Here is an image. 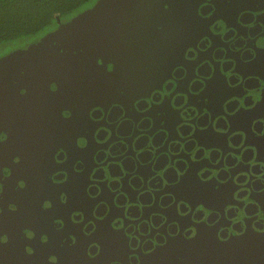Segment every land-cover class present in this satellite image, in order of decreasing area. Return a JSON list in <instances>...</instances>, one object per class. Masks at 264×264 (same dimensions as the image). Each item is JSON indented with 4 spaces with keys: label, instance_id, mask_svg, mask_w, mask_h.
Returning a JSON list of instances; mask_svg holds the SVG:
<instances>
[{
    "label": "water",
    "instance_id": "water-1",
    "mask_svg": "<svg viewBox=\"0 0 264 264\" xmlns=\"http://www.w3.org/2000/svg\"><path fill=\"white\" fill-rule=\"evenodd\" d=\"M213 1L97 0L0 57V97L5 77L37 74L34 83L48 88L56 79H45L64 70L96 90L110 86L121 112L110 110L96 133L93 214L112 217L110 226L130 221L131 235L145 233L141 225L154 229L149 240L161 250L149 264L158 257L167 264H264V0H225L223 26L207 27L212 38L178 62L165 56L170 35L183 32L190 16H206L202 8L210 11ZM164 57L169 73L150 85ZM154 89L157 97L148 94ZM141 95L146 104L137 103L134 114L119 99Z\"/></svg>",
    "mask_w": 264,
    "mask_h": 264
},
{
    "label": "flooded vegetation",
    "instance_id": "flooded-vegetation-1",
    "mask_svg": "<svg viewBox=\"0 0 264 264\" xmlns=\"http://www.w3.org/2000/svg\"><path fill=\"white\" fill-rule=\"evenodd\" d=\"M213 3L210 11L207 4L202 8L208 12L206 16H190L183 32L170 35L165 56L172 55L178 62L180 55L187 56L193 47L203 46L213 37L207 33L208 25L214 26V32L223 26L219 15L225 0ZM167 62L164 57L156 63V68L160 66L156 73L150 71L155 77L150 85L169 73ZM68 72L61 71L59 77V72L49 75L45 80H56L48 88L44 80L34 83L37 74L25 81L5 77L0 106V264H149L150 255L161 250L149 240L154 229L141 225L145 233L131 235L130 221L124 220V228L121 220L110 226L112 217L104 220L93 214L96 200L91 196L90 172L98 146L96 133L107 126L110 110L113 116L120 114L119 104L110 100V86L99 91ZM156 90L148 94L157 97ZM142 95L119 99L127 112L134 114L137 103L141 107L146 104ZM9 96L11 105L5 100ZM18 99L27 106H18ZM77 159H82L84 166ZM98 213L103 214L104 208ZM111 214L119 212L115 209ZM170 214L174 217L172 211ZM189 222L181 220L183 225ZM165 227L160 223L156 228ZM157 241L160 245L166 242L162 238ZM160 259L151 264H167L165 258Z\"/></svg>",
    "mask_w": 264,
    "mask_h": 264
},
{
    "label": "trees",
    "instance_id": "trees-1",
    "mask_svg": "<svg viewBox=\"0 0 264 264\" xmlns=\"http://www.w3.org/2000/svg\"><path fill=\"white\" fill-rule=\"evenodd\" d=\"M97 0H0V46L28 45L91 7ZM2 51L0 55L11 51Z\"/></svg>",
    "mask_w": 264,
    "mask_h": 264
},
{
    "label": "rangeland",
    "instance_id": "rangeland-1",
    "mask_svg": "<svg viewBox=\"0 0 264 264\" xmlns=\"http://www.w3.org/2000/svg\"><path fill=\"white\" fill-rule=\"evenodd\" d=\"M14 45H11V44H3L2 46H0V52L2 51H7V50H11V47H13Z\"/></svg>",
    "mask_w": 264,
    "mask_h": 264
}]
</instances>
